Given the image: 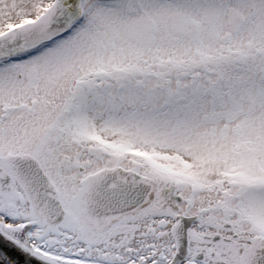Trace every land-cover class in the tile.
Listing matches in <instances>:
<instances>
[{"label": "snow or ice", "instance_id": "snow-or-ice-1", "mask_svg": "<svg viewBox=\"0 0 264 264\" xmlns=\"http://www.w3.org/2000/svg\"><path fill=\"white\" fill-rule=\"evenodd\" d=\"M0 264H264V0H0Z\"/></svg>", "mask_w": 264, "mask_h": 264}, {"label": "water", "instance_id": "water-1", "mask_svg": "<svg viewBox=\"0 0 264 264\" xmlns=\"http://www.w3.org/2000/svg\"><path fill=\"white\" fill-rule=\"evenodd\" d=\"M14 258H16L17 257V254L16 253H14V252H11L10 253Z\"/></svg>", "mask_w": 264, "mask_h": 264}]
</instances>
